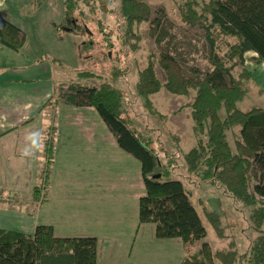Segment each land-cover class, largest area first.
<instances>
[{"label": "trees", "instance_id": "1", "mask_svg": "<svg viewBox=\"0 0 264 264\" xmlns=\"http://www.w3.org/2000/svg\"><path fill=\"white\" fill-rule=\"evenodd\" d=\"M98 2L99 8L104 10L108 0H65L64 18L55 27L57 34L92 35L87 24H81L78 17H82L84 7L96 16ZM179 9L186 14L183 16L187 25H198L205 30L215 67L212 72L185 79L179 61L169 53L160 54L161 69L167 76V91L181 97L194 92L188 107L196 143L184 154L185 169L188 175L197 174L203 182L221 186L228 196L250 209V230L256 236L246 254L240 253L235 236L216 213L204 207V216L198 214L191 192L181 180L173 178L172 158L163 162L155 148L152 130L139 129L128 118L123 93L113 81L105 80L100 86L90 88L71 86L66 102L75 107L95 108L118 145L140 162L145 195L139 200V223L153 224L158 240L180 239L187 253L182 264H214L215 261L264 264V108L256 107L250 112L238 109L237 102L242 99L243 91L233 75L238 65L244 66L248 53H254L257 61L264 63V0H183ZM118 11L127 39L138 38V25L143 23H149L152 36L160 31L161 20L152 18L153 12L144 0H118ZM94 23L98 24V32L111 49L113 43L103 23L98 19ZM214 31L237 41L224 57L216 53ZM25 42L23 31L0 17V44L19 52ZM93 47L92 41H86L78 52L82 55ZM228 63L231 65L227 66ZM113 75L118 78L123 74ZM76 76L81 80L104 78L89 71ZM139 76L136 93L143 99L145 109L159 121L166 120L151 100L162 88L154 66L148 65ZM230 134L234 137L232 142ZM50 139L45 148L47 162L42 187L34 190L35 200L43 196L41 204L46 202L50 189L55 157L53 138ZM202 218L218 239L228 241L225 248L213 252L208 243L203 242L207 232ZM200 242H203L200 251H194ZM97 256V239H59L52 226H37L33 236L0 229V264H97Z\"/></svg>", "mask_w": 264, "mask_h": 264}, {"label": "rangeland", "instance_id": "2", "mask_svg": "<svg viewBox=\"0 0 264 264\" xmlns=\"http://www.w3.org/2000/svg\"><path fill=\"white\" fill-rule=\"evenodd\" d=\"M64 1L0 0V17L20 28L25 35L23 58L29 64V68H25L24 72L34 70L32 63L41 59L43 60L40 64L41 81L56 84L54 98L47 111L33 121V127L37 126L36 128L40 131L44 122H49L53 126L62 122V117L59 115L61 111L58 112L55 107L59 98H67L71 92V86L90 88L100 86L105 80L113 81L123 93L128 118L139 129L152 130L153 137L156 139L155 148L163 162L172 158V165L175 166L173 178L181 180L186 190L191 192L192 202L198 214L204 216L203 204H205L209 211L219 215L222 223L229 222L232 225L231 232L234 231L240 253L246 254L251 246V239L256 236L250 230V209L228 196L221 186L203 182L200 175L187 174L183 157L195 142L191 126L193 124L191 108L188 107L192 103L194 92L191 91L188 97L170 94L165 87L166 73L161 69L159 62L160 54L169 53L179 61L185 79L193 78L196 74L204 75L212 72L215 67L211 60V49L205 30L198 25L190 26L185 23L186 14L179 9L183 0H144L153 12L152 18L161 20L160 31L152 36L149 23H143L138 25V38L127 39L122 28L124 21L118 11V0H108L104 10L100 9V3H97L96 16L91 14L88 8H82L84 13L82 17H78L79 22L86 23V28L92 32V35L87 34L83 37L63 33L59 36L55 27L64 18ZM92 4L94 6V3ZM97 19L103 23L105 32L111 37L113 43L111 49L107 48L103 36L98 32V24L94 23ZM213 39L216 42V53L221 57L226 56L230 46L237 42L236 39L222 36L217 31L213 32ZM86 41H92L94 47L91 51L86 50L81 55L78 49ZM255 56L253 53H248L245 56L244 66L238 65L233 70V75L243 91L242 99L237 102L238 109L243 112H250L256 107L264 108V64L257 61ZM150 64L154 66L156 76L162 84L161 92L152 96L151 100L166 120L163 118L159 121L152 116L151 112L145 109L143 99L136 93L139 74ZM230 65L231 63H228L227 66ZM85 71L93 72L104 78L81 80L76 76L79 72ZM116 73L123 75L114 78L113 74ZM60 82L64 84L58 90ZM234 132L237 134L238 129ZM175 137L180 138L181 141L178 143ZM50 138L53 137L48 136L46 140L51 141ZM233 140V134H230V141ZM46 162V156H34L26 158L25 162L19 165L23 178L18 181L19 185L24 187V194L20 197L24 198V209L30 214V216H25V223L28 219L34 221L36 210L33 214V205H38L37 202L43 200V196L38 201L34 199V190L42 187ZM53 165L50 182L53 181L55 187L67 186L78 192L76 199H79L81 189L90 185L88 182L90 179L87 178L86 173H93L97 166L92 163H69L67 161H60ZM9 196L11 201V195ZM18 202L21 201L18 200ZM13 220L7 217L8 223L13 224ZM202 223L207 232L206 243L212 247H222L226 244V241L217 240L213 228L204 218H202ZM214 264L219 263L215 261Z\"/></svg>", "mask_w": 264, "mask_h": 264}, {"label": "crops", "instance_id": "3", "mask_svg": "<svg viewBox=\"0 0 264 264\" xmlns=\"http://www.w3.org/2000/svg\"><path fill=\"white\" fill-rule=\"evenodd\" d=\"M24 48L15 52L0 44V229L33 236L37 226L46 225L53 227L59 239L95 238L97 264H182L187 253L180 239L158 240L153 224L139 223V200L145 195L141 164L118 145L95 108L75 107L62 97L55 107L61 111L62 122L55 126L44 122L40 131L33 127V121L47 111L54 98L56 84L41 81V59L32 63L34 70L24 72L29 68ZM63 84L59 83L58 90ZM48 136L53 137L55 148L53 164L67 161L97 166L93 173H86L90 185L81 189L79 199L78 192L67 186L55 187L51 181L46 202L33 205L35 219L25 223L30 214L20 197L24 187L18 181L23 178L19 165L26 158L45 157ZM8 216L14 219L13 224L7 222ZM223 225L234 233L229 222ZM217 240L226 244L212 247L208 243L213 252L228 243ZM203 242L197 243L194 251H200Z\"/></svg>", "mask_w": 264, "mask_h": 264}, {"label": "water", "instance_id": "4", "mask_svg": "<svg viewBox=\"0 0 264 264\" xmlns=\"http://www.w3.org/2000/svg\"><path fill=\"white\" fill-rule=\"evenodd\" d=\"M157 177H160V176H157Z\"/></svg>", "mask_w": 264, "mask_h": 264}]
</instances>
